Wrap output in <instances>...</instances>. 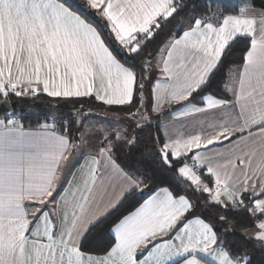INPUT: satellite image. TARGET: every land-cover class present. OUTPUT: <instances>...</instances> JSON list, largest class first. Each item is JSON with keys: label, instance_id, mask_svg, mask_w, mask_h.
<instances>
[{"label": "snow or ice", "instance_id": "1", "mask_svg": "<svg viewBox=\"0 0 264 264\" xmlns=\"http://www.w3.org/2000/svg\"><path fill=\"white\" fill-rule=\"evenodd\" d=\"M218 4L83 0L74 10L67 0H0V101L90 98L133 125L92 144L72 136L75 118L57 132L47 113L27 130L10 107L0 118V264H264V10ZM238 44L241 63L223 86L231 99L218 97L217 73ZM175 105L167 114L179 125L152 141L155 167L171 179L144 199L154 178L115 152L138 145L133 133L152 127L151 113ZM75 153L83 163L69 170ZM137 192L138 206L116 215ZM98 229L92 251L85 242Z\"/></svg>", "mask_w": 264, "mask_h": 264}, {"label": "trees", "instance_id": "2", "mask_svg": "<svg viewBox=\"0 0 264 264\" xmlns=\"http://www.w3.org/2000/svg\"><path fill=\"white\" fill-rule=\"evenodd\" d=\"M67 2L73 7L74 10H78L80 8V5L83 3V0H67ZM221 2H224L223 8L227 9L228 12H232L234 9H237L238 6L236 3L240 2V0H221ZM249 5L255 9L258 10H264V0H248ZM234 4V5H233ZM222 5V4H221ZM90 20H95L98 18L89 16ZM244 45L238 44L233 49V52L231 55H229L226 60L225 64L226 67H223L220 72L217 73V77L214 81V88L213 93L217 95L218 97L225 96L223 93V86L226 79L227 71L230 68L236 67L241 63V51ZM152 46L149 47L148 51H152ZM137 71L139 72L140 69L137 68ZM145 96H148V89L145 90ZM138 99V97H137ZM85 103H72L65 101L63 99H60L57 103V98H51L47 97L46 95H40L38 98H13L10 103L14 105V110L18 113H22L24 116L23 124L25 128H36L40 126V124L44 121L45 116L47 113H56L60 115V118L56 124V126L59 127L60 130L67 131L68 129V121L71 118H75L77 121V124H73L71 126V134L73 137H79V134L81 132L77 131V125L79 123L77 119V115L80 114L81 109L84 111L87 110H98L103 109L107 110L106 106H102L99 102L95 101L94 99L90 98H84ZM199 100V97H197V101ZM147 99L145 100V103H147ZM176 106H173L172 109H175ZM135 109H133L134 111ZM29 111H38V114L36 116H32L27 114ZM111 112V111H109ZM166 112V111H165ZM165 112H162L160 114H152V127L144 128L143 131L136 130L133 134L137 137V139L140 141L138 145H136L133 148H128L127 146L119 147L116 149L115 156L118 162L121 164V166H126L128 170H136L139 169V172L137 175H141L142 173H147L149 176H152L154 179L148 181L149 187L145 188L143 190V198L146 199L149 196V192L152 189H155L157 185L159 184L162 176L166 175L171 179V174H161L159 170L155 167V164L158 163L156 161V154L153 151V148L155 147L152 141L157 137L160 136L161 139L162 135L161 132L157 131V127L160 128V120L165 114ZM115 113V112H112ZM5 114V113H4ZM4 114L0 115V118L4 116ZM159 115L160 119H157V116ZM133 127V126H132ZM142 179H147V177L141 176ZM183 188V186H181ZM175 190V189H173ZM141 193L137 192L134 195L130 196L127 200L124 201L122 207L120 208L119 212L116 213V215H120V213L127 214L126 210H134V206H138V199L140 197ZM140 203L143 202L142 199L139 200ZM200 204H203V201H200ZM196 214L204 216L209 219H215L219 214L212 209H205L203 207H197ZM115 217H113L114 219ZM237 220H240L241 217L237 215ZM241 232V229L239 228H232V233L235 237H238ZM100 235L101 230H95L92 232V234L89 236L88 241L85 242V246L89 248L92 251L97 250L98 245L100 243ZM233 235L229 236V239L232 240L234 238ZM256 264H260V258L258 256L254 257Z\"/></svg>", "mask_w": 264, "mask_h": 264}, {"label": "rangeland", "instance_id": "3", "mask_svg": "<svg viewBox=\"0 0 264 264\" xmlns=\"http://www.w3.org/2000/svg\"><path fill=\"white\" fill-rule=\"evenodd\" d=\"M221 4L223 6L224 2H221V0H219V4L216 5V7H219ZM236 4L238 7H240L244 4L249 5V2L248 0H240V2ZM80 113H83V115H77L78 121L84 120V124L81 128V134L83 133L87 137L88 141L92 144L96 143V136L103 135L106 131H116L120 128H126L131 130L133 126L129 123V120L125 118L124 113H120L119 115H117L116 113H112L103 109L87 111L81 109ZM89 113L91 115H89ZM27 114L36 116L38 114V111H29L27 112ZM52 114L55 115L57 124L60 115L54 112H52ZM105 121L111 122V126H109V123H105Z\"/></svg>", "mask_w": 264, "mask_h": 264}, {"label": "crops", "instance_id": "4", "mask_svg": "<svg viewBox=\"0 0 264 264\" xmlns=\"http://www.w3.org/2000/svg\"><path fill=\"white\" fill-rule=\"evenodd\" d=\"M249 7L251 8V9H254L255 10V12H254V14H257L260 10H258V9H255V8H253V7H251L250 5H249ZM235 67H233V68H230L228 71H227V74H226V79H225V83H227L230 79H231V76H232V70L234 69ZM157 78H158V76H157ZM224 83V84H225ZM223 93H224V87H223ZM224 95L226 96V98H228V99H231V95L230 94H226V93H224ZM147 104V103H146ZM176 106V108L175 109H166L165 111V114L163 115V117L161 118V120H160V132H161V135H162V138H164L163 137V128H164V125L166 124V123H168L169 121H172V117L171 116H169L167 113L169 112V111H174V110H176V109H179L180 108V106L179 105H175ZM107 107V106H106ZM108 111V110H107ZM151 114H157V113H151ZM189 120L190 119H192V118H188ZM173 123H176L177 125H179V121H172ZM85 123H86V121H85ZM79 124V123H78ZM39 128V126L38 127H36V128H25V129H27V130H37ZM191 130V129H190ZM56 131L57 132H60L61 130L59 129V127L58 126H56ZM194 131V130H193ZM79 136H81V132H80V134H79ZM225 143H227V141H225ZM83 163V157L79 154V153H75V155L73 156V157H71L70 158V163H69V165H68V168H69V170H72L73 168H76V169H78V167H79V164H82ZM148 198V197H147ZM146 198V199H147Z\"/></svg>", "mask_w": 264, "mask_h": 264}, {"label": "water", "instance_id": "5", "mask_svg": "<svg viewBox=\"0 0 264 264\" xmlns=\"http://www.w3.org/2000/svg\"><path fill=\"white\" fill-rule=\"evenodd\" d=\"M11 106H13L11 103L5 104V103H3V101H0V115L9 111Z\"/></svg>", "mask_w": 264, "mask_h": 264}, {"label": "built area", "instance_id": "6", "mask_svg": "<svg viewBox=\"0 0 264 264\" xmlns=\"http://www.w3.org/2000/svg\"><path fill=\"white\" fill-rule=\"evenodd\" d=\"M55 123H56V121H55Z\"/></svg>", "mask_w": 264, "mask_h": 264}]
</instances>
